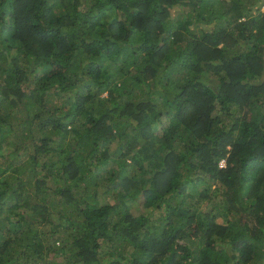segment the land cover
<instances>
[{"label": "trees", "instance_id": "1", "mask_svg": "<svg viewBox=\"0 0 264 264\" xmlns=\"http://www.w3.org/2000/svg\"><path fill=\"white\" fill-rule=\"evenodd\" d=\"M263 5L0 0V264H264Z\"/></svg>", "mask_w": 264, "mask_h": 264}, {"label": "built area", "instance_id": "2", "mask_svg": "<svg viewBox=\"0 0 264 264\" xmlns=\"http://www.w3.org/2000/svg\"><path fill=\"white\" fill-rule=\"evenodd\" d=\"M263 11H264V5H263ZM220 162H221V164H224V161L223 160H221Z\"/></svg>", "mask_w": 264, "mask_h": 264}, {"label": "clouds", "instance_id": "3", "mask_svg": "<svg viewBox=\"0 0 264 264\" xmlns=\"http://www.w3.org/2000/svg\"><path fill=\"white\" fill-rule=\"evenodd\" d=\"M223 160V159H222ZM221 161V160H220ZM224 161V160H223ZM220 164H221V162H220ZM221 165H223V164H221Z\"/></svg>", "mask_w": 264, "mask_h": 264}]
</instances>
